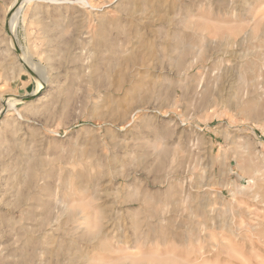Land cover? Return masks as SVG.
I'll use <instances>...</instances> for the list:
<instances>
[{"label":"rangeland","instance_id":"374dc122","mask_svg":"<svg viewBox=\"0 0 264 264\" xmlns=\"http://www.w3.org/2000/svg\"><path fill=\"white\" fill-rule=\"evenodd\" d=\"M58 1L0 0V264H264V0Z\"/></svg>","mask_w":264,"mask_h":264},{"label":"bare ground","instance_id":"6f19581e","mask_svg":"<svg viewBox=\"0 0 264 264\" xmlns=\"http://www.w3.org/2000/svg\"><path fill=\"white\" fill-rule=\"evenodd\" d=\"M27 1L28 0H17V3H16V5H17V11L14 13V16L12 17V19L10 20V23H12V25H17L18 23H17V21H18V18L20 17V13H21V11H22V8L24 7V5H26V3H27ZM34 0H29V3H32ZM37 1V0H36ZM39 1V0H38ZM42 1V0H41ZM44 1H48V0H44ZM50 1H55V2H59L58 0H50ZM65 1V0H64ZM70 1H73V3L75 4H83V5H91V0L89 1V0H70ZM93 3V2H92ZM91 7H93V6H91ZM94 8V7H93ZM10 25V24H9ZM10 27V26H9ZM12 27V26H11ZM14 27V26H13ZM12 27V30H15L16 28H13ZM12 37H13V40H14V43L16 42L15 41V38L14 37H16L15 36V32H14V34H12ZM11 40V39H10ZM16 47H18L17 46V44H16ZM14 50H19V47H18V49H14ZM17 53V52H16ZM50 57V56H49ZM20 60H21V62L24 64V65H28V66H30V68L32 67V68H36L37 69V66L35 65V63L31 60V57L29 56V55H27V54H22V56L20 57ZM38 71H39V69H38ZM37 74V73H36ZM40 74H42V73H40ZM42 75H44V74H42ZM42 75H39V77L40 76H42ZM45 76V75H44ZM41 78H43V76L41 77ZM45 79H46V77H45ZM44 78L43 79H41V80H45ZM47 82V81H46ZM46 82H44V81H41V82H39V86H38V89L37 90H41V89H43L44 88V85L46 84ZM42 84V85H41ZM33 97H35V94H34V96ZM42 100V99H41ZM22 102H25L24 101V99H17V98H11V99H6L5 100V105H6V107L5 108H7V111H3V108H1L0 109V115H1V113H3L4 112V114H6V113H9V112H15V113H17V115L19 116L18 118H23V115H22V113L17 109V105L18 104H20V103H22ZM4 108V109H5ZM3 111V112H2ZM4 116V115H3Z\"/></svg>","mask_w":264,"mask_h":264},{"label":"water","instance_id":"95a60500","mask_svg":"<svg viewBox=\"0 0 264 264\" xmlns=\"http://www.w3.org/2000/svg\"><path fill=\"white\" fill-rule=\"evenodd\" d=\"M3 115H4V113H1L0 117L3 116Z\"/></svg>","mask_w":264,"mask_h":264},{"label":"crops","instance_id":"0c3cea01","mask_svg":"<svg viewBox=\"0 0 264 264\" xmlns=\"http://www.w3.org/2000/svg\"><path fill=\"white\" fill-rule=\"evenodd\" d=\"M22 88H20V90H21Z\"/></svg>","mask_w":264,"mask_h":264}]
</instances>
